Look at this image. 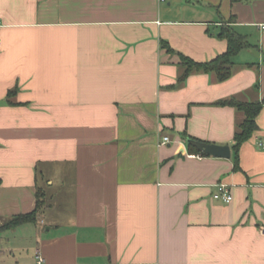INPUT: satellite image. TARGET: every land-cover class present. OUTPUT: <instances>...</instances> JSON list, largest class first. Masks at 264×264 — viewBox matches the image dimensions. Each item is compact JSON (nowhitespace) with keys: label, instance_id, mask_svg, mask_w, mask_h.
Instances as JSON below:
<instances>
[{"label":"crops","instance_id":"crops-1","mask_svg":"<svg viewBox=\"0 0 264 264\" xmlns=\"http://www.w3.org/2000/svg\"><path fill=\"white\" fill-rule=\"evenodd\" d=\"M224 24L249 44L231 76L179 83ZM263 27L264 0H0V227L43 195L0 264H264V106L235 170L243 113L219 105L263 100Z\"/></svg>","mask_w":264,"mask_h":264},{"label":"trees","instance_id":"trees-1","mask_svg":"<svg viewBox=\"0 0 264 264\" xmlns=\"http://www.w3.org/2000/svg\"><path fill=\"white\" fill-rule=\"evenodd\" d=\"M242 0H231V2H240ZM217 36L227 41V49L222 54L216 56L207 62H196L182 54L179 56V65L182 69L178 78V82L182 83L190 74L193 73H207L215 76L216 80L222 82L228 79L232 74L234 66L233 58L241 50L249 47L248 41L245 36L238 34L230 24H224L220 27ZM160 46L168 53H174L173 49L167 42L160 41ZM13 96V91H9L7 99ZM219 105H229L243 113V120L237 124L236 131L234 133L233 141L234 145L232 149L235 153V170H238V149L239 147L249 140L253 133L257 130L256 118L264 106V98L262 101L257 102H244L237 99H229L221 101ZM189 149L193 153H199L194 147L189 146ZM43 195H37L39 197L37 202V209L32 213L26 215H19L12 219L5 221L0 227V230L14 228L23 224L33 223L37 219V210L43 205Z\"/></svg>","mask_w":264,"mask_h":264},{"label":"water","instance_id":"water-1","mask_svg":"<svg viewBox=\"0 0 264 264\" xmlns=\"http://www.w3.org/2000/svg\"><path fill=\"white\" fill-rule=\"evenodd\" d=\"M188 146L194 147L198 152L215 158H229L230 148L228 146H219L213 144H207L193 139H186Z\"/></svg>","mask_w":264,"mask_h":264},{"label":"built area","instance_id":"built-area-1","mask_svg":"<svg viewBox=\"0 0 264 264\" xmlns=\"http://www.w3.org/2000/svg\"><path fill=\"white\" fill-rule=\"evenodd\" d=\"M169 141H170L169 137H163L160 144L165 145V144L169 143ZM213 198L214 199H222L223 201L228 203L232 200V195H231V193H230V191L226 185L218 184L216 186V191L213 194ZM36 258H37L38 264H41L43 259H42V256L40 253L37 252Z\"/></svg>","mask_w":264,"mask_h":264}]
</instances>
